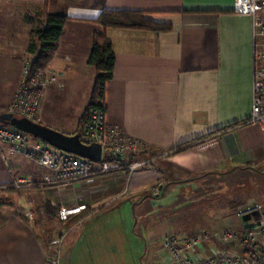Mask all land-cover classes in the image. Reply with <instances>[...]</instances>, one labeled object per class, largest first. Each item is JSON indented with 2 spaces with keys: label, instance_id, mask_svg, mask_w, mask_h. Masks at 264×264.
I'll list each match as a JSON object with an SVG mask.
<instances>
[{
  "label": "crops",
  "instance_id": "crops-1",
  "mask_svg": "<svg viewBox=\"0 0 264 264\" xmlns=\"http://www.w3.org/2000/svg\"><path fill=\"white\" fill-rule=\"evenodd\" d=\"M233 3L0 0V113L14 101L22 56H34L28 49L32 31L43 26L40 16L63 14L68 18L48 65L61 73V84L44 91L38 122L77 134L96 80V70L88 63L93 39L105 33L116 54L114 77L105 88L107 119L147 150L158 151L151 165L132 173L122 170L71 185L24 189L23 200L42 214L45 202L59 208L85 205L84 216L71 226L65 228L56 218L59 233H64L62 263L170 264L155 245L169 229L167 222H154L147 238L138 229L149 220L143 210L152 205L154 191H161L155 197H164L161 205L166 206L169 191L174 201L180 191L203 183L238 186L243 175L257 179L264 167V132L248 120L252 21L235 13ZM106 9L142 11L173 29L105 28L94 19ZM210 172L215 173L196 178ZM50 175L37 161L11 156L8 147L0 145V187L22 177L40 182ZM258 197L255 201L264 206L261 194ZM6 206L0 205V264H46L52 239L43 238L32 221Z\"/></svg>",
  "mask_w": 264,
  "mask_h": 264
},
{
  "label": "built area",
  "instance_id": "built-area-1",
  "mask_svg": "<svg viewBox=\"0 0 264 264\" xmlns=\"http://www.w3.org/2000/svg\"><path fill=\"white\" fill-rule=\"evenodd\" d=\"M233 9L239 15L249 16L252 21L253 100L252 113L248 120L249 123L257 124L261 132H264V0H234ZM21 68L18 90L8 111L13 115L38 121L44 91L51 84H61L59 79L61 73L48 66L36 67L34 57H27ZM105 113L106 110L98 106L90 109L81 139L86 143L97 142L102 145V156L98 162L72 153H64L42 139L14 126L0 123V145L8 147L9 155H21L37 161L40 166L51 171V175L44 181L38 182L31 177H22L4 187L42 189L60 184L71 185L78 180H88L96 174H109L122 170L132 173L149 165L155 156H158L134 157L135 154L144 153L146 145L127 135L121 127L110 123ZM128 157L130 160H127ZM84 207L85 205L62 206L58 215L61 220H65ZM33 215V212H28L29 217L33 218ZM245 215H251V220L245 221L242 232L225 229L220 234L221 238H226V241H239L243 248L242 252L233 248L210 246V239L214 233L207 230L187 238L171 234L165 236L162 247L168 255L170 264H264L263 204L254 201L241 206L237 210V216L243 218ZM247 223H253L254 227H247ZM63 234L61 232L51 240L46 264H62ZM244 246L252 249V252H245Z\"/></svg>",
  "mask_w": 264,
  "mask_h": 264
},
{
  "label": "rangeland",
  "instance_id": "rangeland-1",
  "mask_svg": "<svg viewBox=\"0 0 264 264\" xmlns=\"http://www.w3.org/2000/svg\"><path fill=\"white\" fill-rule=\"evenodd\" d=\"M27 57L33 58L34 56L28 55V53L24 54L21 58V67H23ZM21 67H19V77L21 75ZM19 80L20 78L18 79L16 92L18 90ZM157 152L158 151L155 150L150 151L146 157L155 156ZM140 154L142 155V153ZM149 165H151V163ZM258 171L259 175L257 179H255V177L247 178L246 175H243L242 181L240 180L242 185L236 186L234 182V184L228 183L224 186L216 184L213 192H210L206 196H203L201 192L199 194L198 191H195L198 187H190L186 188L187 190L185 189L184 192L180 191L179 194H175L176 199L172 201L175 196H170L171 192L169 191L166 193V197L169 196V202L166 203L168 204L166 206L161 205L164 197H155L161 194V191L156 190L153 192V196L149 198L152 205L149 203L147 208L143 210L149 218L147 224L144 223L146 227L140 224L138 229L142 235L147 238V235L154 229L157 222H167L169 229L163 231L164 236L160 241L155 243V245L161 246L159 247L161 250H163V239L165 236L173 234L180 238H187L207 230L214 233V236L210 239V245L225 247L227 249H238L242 252L243 248L239 241H226V238H221L220 234L225 229H233L242 232L245 227V221L242 217L240 218L237 216L238 208L246 203L260 200L258 194H261L263 197L261 200H264V167L261 170L258 169ZM24 189L26 188L0 187V205H7L5 209L17 211L21 213L22 216L24 215L23 217L26 216L28 220L34 223V226L38 229L41 236L46 238V240L55 238L59 234V228H57L59 227L58 219H56L55 216L46 214L45 205L43 206L44 214H42L37 206L24 201ZM191 190L193 192H191ZM156 193L158 194L156 195ZM192 196L193 198L191 199ZM172 208H175V211L172 212L170 210ZM30 211L34 214L33 218L28 216V212ZM61 225H63V223H61ZM143 249L145 253V248Z\"/></svg>",
  "mask_w": 264,
  "mask_h": 264
},
{
  "label": "trees",
  "instance_id": "trees-1",
  "mask_svg": "<svg viewBox=\"0 0 264 264\" xmlns=\"http://www.w3.org/2000/svg\"><path fill=\"white\" fill-rule=\"evenodd\" d=\"M41 22L43 26L32 31L31 42L29 45V52L34 55V65L36 67L48 66L50 60L53 58L54 53L56 52L59 40L63 32L67 16L63 14H51L44 12L41 16ZM94 21L102 27H120V28H137V29H149L157 32L171 31L173 29L172 24L170 23H161L156 22L144 15L142 11L134 10H103L99 17L94 19ZM92 49L89 55L88 63L93 66L96 70V80L94 88L92 89L91 100L81 118L80 129L77 133L81 135L85 127L86 121L88 119V113L90 109L94 106L101 107L106 110L105 103V91L106 85L111 78L114 76V68L116 61V54L113 50L112 41L105 33H96L93 39ZM189 143H186V146H189ZM150 151L144 149L143 156L147 155ZM141 154L133 155L134 157H143ZM210 173H202L196 178H202V180ZM212 180V178H211ZM221 182V180H218ZM216 185V184H215ZM215 185L211 183L208 187L203 183L198 186L195 191L202 193L203 196L208 195L210 192H213ZM191 192H193L191 190ZM205 193V194H203ZM198 194V195H199ZM193 196L191 197V199ZM239 209V208H238ZM58 206L52 205L50 202H45V212L49 216L59 217ZM172 212L175 211V208L170 209ZM85 212L82 210L78 213L71 214L67 219L61 220L63 225L66 227L71 226L76 221L84 216ZM137 218V214L135 215ZM183 232V231H182ZM245 252H252V249L244 246Z\"/></svg>",
  "mask_w": 264,
  "mask_h": 264
},
{
  "label": "water",
  "instance_id": "water-1",
  "mask_svg": "<svg viewBox=\"0 0 264 264\" xmlns=\"http://www.w3.org/2000/svg\"><path fill=\"white\" fill-rule=\"evenodd\" d=\"M0 123L14 126L36 138L42 139L51 146L64 151V153H72L94 162H98L101 159L102 145L97 142L86 143L81 140L79 133L67 134L28 117L13 115L9 111L0 113ZM257 214L258 212L255 213V215ZM250 218L251 215L243 216V220L246 222L251 220ZM246 226L254 227V224L247 223Z\"/></svg>",
  "mask_w": 264,
  "mask_h": 264
}]
</instances>
